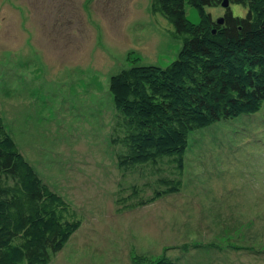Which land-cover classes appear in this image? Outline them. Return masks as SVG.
Here are the masks:
<instances>
[{
    "label": "rangeland",
    "instance_id": "rangeland-1",
    "mask_svg": "<svg viewBox=\"0 0 264 264\" xmlns=\"http://www.w3.org/2000/svg\"><path fill=\"white\" fill-rule=\"evenodd\" d=\"M31 1L46 6V43ZM36 1L0 0V116L39 176L82 217L47 264H264V104L191 133L178 193L129 207L176 174L165 162L119 168L110 78L133 65L166 67L181 43L152 14V0ZM225 9L205 11L216 23Z\"/></svg>",
    "mask_w": 264,
    "mask_h": 264
},
{
    "label": "trees",
    "instance_id": "trees-1",
    "mask_svg": "<svg viewBox=\"0 0 264 264\" xmlns=\"http://www.w3.org/2000/svg\"><path fill=\"white\" fill-rule=\"evenodd\" d=\"M227 1L247 12L234 15L228 7L218 25L205 8L223 0H152V14L162 16L166 32L181 43L177 58L166 67L133 65L110 78L119 168L165 162L176 174L157 179L154 197L129 207L178 193L191 133L253 116L263 107L264 0ZM32 4L46 43V6ZM186 6L198 12L199 24L187 19ZM81 225L79 212L39 176L0 116V264H47Z\"/></svg>",
    "mask_w": 264,
    "mask_h": 264
},
{
    "label": "water",
    "instance_id": "water-1",
    "mask_svg": "<svg viewBox=\"0 0 264 264\" xmlns=\"http://www.w3.org/2000/svg\"><path fill=\"white\" fill-rule=\"evenodd\" d=\"M222 7L224 8H228L229 7V2L227 0H223V2L221 3ZM218 25H222L223 20L220 19L219 21L216 22Z\"/></svg>",
    "mask_w": 264,
    "mask_h": 264
}]
</instances>
